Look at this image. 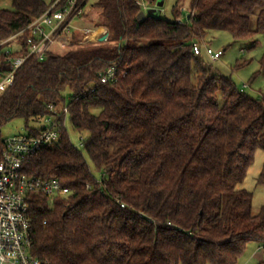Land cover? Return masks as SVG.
I'll return each instance as SVG.
<instances>
[{"label": "trees", "instance_id": "trees-1", "mask_svg": "<svg viewBox=\"0 0 264 264\" xmlns=\"http://www.w3.org/2000/svg\"><path fill=\"white\" fill-rule=\"evenodd\" d=\"M140 1L156 0H90L109 39L75 33L67 48L27 63L0 98V162L4 127L22 119L37 132L31 123L52 104L68 106L73 129L86 134L79 150L62 125L57 144L24 162L29 175L71 189L30 199L31 251L46 264H239L250 242L264 240V210L254 214L253 193L238 187L264 148V97L238 89L193 45L213 30L264 32V0H176L173 20H139ZM11 2L0 8V41L51 3ZM112 66L117 78L101 82Z\"/></svg>", "mask_w": 264, "mask_h": 264}, {"label": "built area", "instance_id": "built-area-1", "mask_svg": "<svg viewBox=\"0 0 264 264\" xmlns=\"http://www.w3.org/2000/svg\"><path fill=\"white\" fill-rule=\"evenodd\" d=\"M139 3L142 7L146 6L143 1ZM89 7L90 0H53L26 27L0 41V98L14 87L18 73L27 63L43 61L50 50L70 46L75 31H80L73 21L82 19ZM81 30L83 42L98 41L102 36H106L107 41L110 37L108 30L102 27ZM206 50L213 60H218L224 53V50H215L210 46ZM193 52L197 56L203 55V45L195 42ZM116 78L115 66L109 67L100 76L103 83ZM49 108L53 113L40 120L44 126L38 127L37 132L25 129L4 138L5 147L0 162V264H46L31 251L30 199L33 195H44L53 200L71 193V189L57 177H37L24 170L27 158L44 147L57 144L61 138L60 127L66 126L68 106L58 109L52 104ZM259 250H264V240Z\"/></svg>", "mask_w": 264, "mask_h": 264}, {"label": "rangeland", "instance_id": "rangeland-1", "mask_svg": "<svg viewBox=\"0 0 264 264\" xmlns=\"http://www.w3.org/2000/svg\"><path fill=\"white\" fill-rule=\"evenodd\" d=\"M51 2V0H46ZM176 0H156L154 3H147L143 7L146 14H151L158 17H164L170 20L175 19L173 13V5ZM0 8L12 9L11 0H0ZM89 9V8H88ZM187 6L182 8L183 14L181 19L188 15ZM100 16L96 7H91L85 18L75 19L80 31H75L79 35L81 42H83L82 30L84 28H99L107 29L104 26L98 25ZM204 47L203 56L211 64L214 70L220 71L227 77H231L236 83L238 89L244 90L248 95L255 98L264 97V73L260 72V61L264 55V32L257 33L252 37L235 39L229 31L213 30L211 31L205 41L200 42ZM207 46L215 50H224L223 55L218 60H213L207 54ZM67 97H70V91H67ZM32 126L43 127L44 122L31 123ZM25 124L22 119H15L7 124L3 129V136L11 137L16 133L25 130ZM66 128L71 137L73 144L84 150L83 138L85 133L76 132L71 124L70 116L66 119ZM264 168V148L257 150L254 162L248 168L245 179L238 185L239 188H245L253 193V212L259 214L264 210V184H258V177ZM94 175L100 179L101 174L94 169ZM264 251V250H263ZM261 253L259 250V243L252 241L247 245L246 252L239 260V264H257L259 259L257 254Z\"/></svg>", "mask_w": 264, "mask_h": 264}, {"label": "water", "instance_id": "water-1", "mask_svg": "<svg viewBox=\"0 0 264 264\" xmlns=\"http://www.w3.org/2000/svg\"><path fill=\"white\" fill-rule=\"evenodd\" d=\"M146 16H147L146 12H145L144 10H141V11L139 12V14H138V19H139V20H142V19H144ZM105 39H106V36H102V37L100 38V41H105Z\"/></svg>", "mask_w": 264, "mask_h": 264}, {"label": "crops", "instance_id": "crops-1", "mask_svg": "<svg viewBox=\"0 0 264 264\" xmlns=\"http://www.w3.org/2000/svg\"><path fill=\"white\" fill-rule=\"evenodd\" d=\"M260 251H261V253H259V254L256 255V257L259 259V261H261V260L264 259V251L263 250H260Z\"/></svg>", "mask_w": 264, "mask_h": 264}]
</instances>
